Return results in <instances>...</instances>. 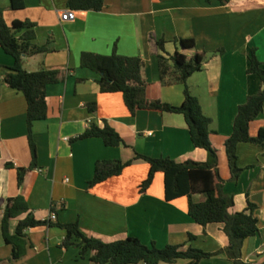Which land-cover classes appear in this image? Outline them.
I'll return each instance as SVG.
<instances>
[{"label":"crops","instance_id":"1","mask_svg":"<svg viewBox=\"0 0 264 264\" xmlns=\"http://www.w3.org/2000/svg\"><path fill=\"white\" fill-rule=\"evenodd\" d=\"M67 2L25 0L24 9L13 10L11 0H0L8 25L27 20L34 23L35 42L51 49L50 53L24 58L25 70L68 71L64 83L47 87L48 117L36 121L32 130L37 168L26 174L22 186L18 185L17 168L32 164L28 104L21 92L0 82V210L9 199L21 196L37 220H49L55 213L54 224L78 222L84 235L106 243L134 237L159 249L175 245L210 254L228 246L222 224L202 227L192 220L187 197L166 200L162 173L156 174L147 191H141L150 166L135 159L137 154L215 164L208 152L193 145L184 116L146 110L132 116L123 95L101 93L97 83L100 75L80 63L83 53L109 56L116 48L119 55L140 57L148 83L158 84L157 55L161 52L156 42L164 39L168 55L179 51L191 59L197 51L207 53L203 70L187 84L213 121L210 140L218 151L219 174L226 182L224 192L235 199L231 213L247 211L250 204L257 207L259 232L245 241L243 260L264 264V149L250 143L238 146V166L243 172L236 183L230 181L225 150L239 106L261 89L259 77L249 74L248 69L253 50L264 67V0H231L226 6L215 0L211 4L206 0H105L102 11H76L75 21L62 22V13L69 9ZM176 38L194 39L196 49L183 50ZM220 50L224 52L218 54ZM13 65L14 59L0 48L1 79ZM184 90L183 84L162 86L160 97L165 103L180 106ZM89 104H96L95 112L89 110ZM105 122L127 146L107 147L99 138L76 140L90 125L103 127ZM262 128L264 111L251 123V136L256 137ZM102 160L133 164L121 176L90 189L96 164ZM192 200L199 203L202 197L195 195ZM26 216L11 222L12 234ZM2 219L0 214V264H95L91 252L81 257L75 245L60 248L66 231L56 226L29 229L27 253L14 260L12 247L2 235ZM200 264L234 263L217 255Z\"/></svg>","mask_w":264,"mask_h":264},{"label":"trees","instance_id":"2","mask_svg":"<svg viewBox=\"0 0 264 264\" xmlns=\"http://www.w3.org/2000/svg\"><path fill=\"white\" fill-rule=\"evenodd\" d=\"M211 4L214 0H206ZM223 6L231 0H215ZM67 6L74 11L100 12L105 7V0H68ZM13 10L25 8V0H11ZM36 25L30 21H15L8 25L4 19V11L0 8V48L14 59V65L9 73L0 82L10 88L21 92L27 101V126L28 141L32 154V164L29 168H17L18 185L22 186L29 171L37 168V148L33 140L32 130L36 121L46 120L48 117L47 87L52 84L64 83L68 77L65 70H47L41 68L37 72H28L24 68V58L51 52L49 45L40 46L36 40ZM175 42L183 50L196 49L194 39L176 38ZM156 45L161 53L157 55L161 81L150 84L146 78L145 63L140 57H126L119 55L116 48L109 56L94 53H83L80 63L83 68L100 75L97 82L100 92L104 94L120 93L132 116L138 111H158L183 115L188 125V130L193 145L200 150H205L214 159L215 164L201 163L195 159L177 162L169 158H153L137 154L135 159L146 161L149 173L141 185L145 192L152 185L157 173L164 175L165 198L168 202L187 197L189 200L188 214L197 224L207 227L210 224H222L223 231L228 237V246L215 254L184 246L168 245L163 249L155 245L148 246L141 240L129 237L106 243L95 237H87L79 228V223L54 224L50 220L40 221L30 212L27 201L18 196L9 199L7 206L0 210L3 215L2 235L6 245L12 247L14 260L23 258L28 250L26 232L31 228L41 226H56L66 231V237L60 248L77 246L80 256L84 257L91 252V261L95 264H175L180 260H187L188 264H200L204 259L217 255H225L234 264H249L243 260V247L246 240L258 235V218L255 216L257 207L249 206L247 211L231 213L235 205L232 195L224 192L225 181L221 179L218 169V151L213 146L210 136L213 121L203 110L200 100L194 96L189 87L188 80L204 68L206 52H196L189 59L185 54L176 51L173 55L166 53L164 39L158 40ZM218 51V54L223 53ZM249 74L257 75L261 81V89L255 95L247 98L239 106L234 120L233 132L225 142V150L231 171V182H238L243 170L238 166V146L240 144H254L264 149V128L260 129L256 137L250 134L251 123L264 111V67L258 60L255 50L249 56ZM183 84L184 102L180 106L171 105L162 101L160 89L162 86ZM91 112L96 111V104H89ZM92 138L102 139L107 147L127 146L120 134L107 122L103 127L92 124L87 130L76 138L86 140ZM133 161L123 163L121 160L98 161L95 175L89 182L93 188L113 177L121 176ZM10 166V165H8ZM202 197L201 202L195 203L193 196ZM55 212V207H52ZM19 220L15 233L11 232V222ZM193 240L194 236L190 235ZM75 240V241H74ZM76 240L79 243H76Z\"/></svg>","mask_w":264,"mask_h":264},{"label":"built area","instance_id":"3","mask_svg":"<svg viewBox=\"0 0 264 264\" xmlns=\"http://www.w3.org/2000/svg\"><path fill=\"white\" fill-rule=\"evenodd\" d=\"M77 19V12L71 9L66 10L61 15L62 22H73ZM56 214L52 213L50 215V221L54 222L56 220Z\"/></svg>","mask_w":264,"mask_h":264}]
</instances>
